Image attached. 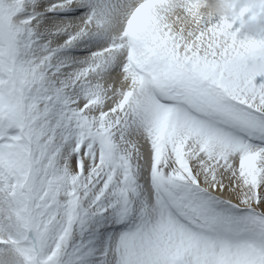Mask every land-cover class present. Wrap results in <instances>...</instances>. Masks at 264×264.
Here are the masks:
<instances>
[{
    "label": "snow or ice",
    "instance_id": "6c2138e0",
    "mask_svg": "<svg viewBox=\"0 0 264 264\" xmlns=\"http://www.w3.org/2000/svg\"><path fill=\"white\" fill-rule=\"evenodd\" d=\"M0 264H264V0H0Z\"/></svg>",
    "mask_w": 264,
    "mask_h": 264
}]
</instances>
